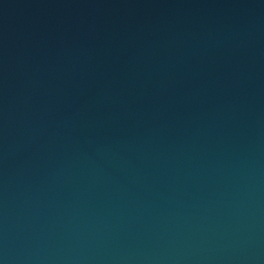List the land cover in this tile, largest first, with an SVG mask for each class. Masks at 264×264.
Wrapping results in <instances>:
<instances>
[{"label": "water", "instance_id": "obj_1", "mask_svg": "<svg viewBox=\"0 0 264 264\" xmlns=\"http://www.w3.org/2000/svg\"><path fill=\"white\" fill-rule=\"evenodd\" d=\"M0 264H264V0H0Z\"/></svg>", "mask_w": 264, "mask_h": 264}]
</instances>
